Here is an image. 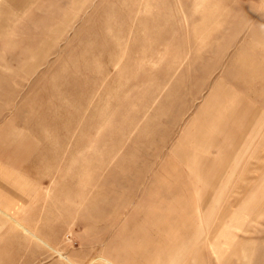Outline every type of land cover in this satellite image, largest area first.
<instances>
[{
	"label": "rangeland",
	"instance_id": "rangeland-1",
	"mask_svg": "<svg viewBox=\"0 0 264 264\" xmlns=\"http://www.w3.org/2000/svg\"><path fill=\"white\" fill-rule=\"evenodd\" d=\"M0 2V264H264V0Z\"/></svg>",
	"mask_w": 264,
	"mask_h": 264
},
{
	"label": "bare ground",
	"instance_id": "bare-ground-1",
	"mask_svg": "<svg viewBox=\"0 0 264 264\" xmlns=\"http://www.w3.org/2000/svg\"><path fill=\"white\" fill-rule=\"evenodd\" d=\"M0 3H3V2H0Z\"/></svg>",
	"mask_w": 264,
	"mask_h": 264
}]
</instances>
